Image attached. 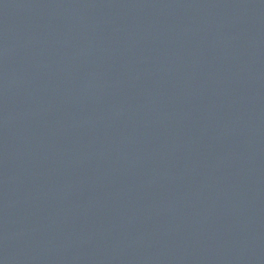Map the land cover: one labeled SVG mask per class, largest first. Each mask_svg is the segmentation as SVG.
<instances>
[{"label": "water", "instance_id": "water-1", "mask_svg": "<svg viewBox=\"0 0 264 264\" xmlns=\"http://www.w3.org/2000/svg\"><path fill=\"white\" fill-rule=\"evenodd\" d=\"M0 264H264V0H0Z\"/></svg>", "mask_w": 264, "mask_h": 264}]
</instances>
